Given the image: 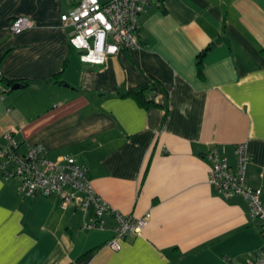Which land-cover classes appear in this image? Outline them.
Listing matches in <instances>:
<instances>
[{"label":"crops","instance_id":"crops-1","mask_svg":"<svg viewBox=\"0 0 264 264\" xmlns=\"http://www.w3.org/2000/svg\"><path fill=\"white\" fill-rule=\"evenodd\" d=\"M77 1L0 0V77L13 81L0 82V145L12 133L20 153L41 143L50 159L73 155L104 201L146 222L114 251L112 215L85 229L79 206L21 193L0 159V264H244L263 245L260 223L208 183L203 155L215 147L234 164L245 143V180L264 198V0L151 2L141 46L103 64L70 45L60 16ZM20 15L33 25L13 33ZM142 87L148 108L125 95Z\"/></svg>","mask_w":264,"mask_h":264},{"label":"built area","instance_id":"built-area-1","mask_svg":"<svg viewBox=\"0 0 264 264\" xmlns=\"http://www.w3.org/2000/svg\"><path fill=\"white\" fill-rule=\"evenodd\" d=\"M163 0H78L60 16L63 24L70 26L69 42L85 63L103 64L121 49L140 47L138 36L140 16L151 2ZM33 21L26 16H16L9 24L13 33L32 27ZM7 142L0 145V159L7 176L19 179V191L26 195L37 193L56 194L59 207L79 206L87 214L83 228H103L105 216L115 219L114 235L107 246L119 250L130 232H139L146 222L142 218L113 209L93 189L87 167L70 154L50 159L41 143L29 145L25 153L18 151L19 143L12 133ZM203 157L210 164L208 183L224 199L241 196L247 201L249 216L259 221L264 234V198L260 187H253L245 180L251 160L245 143L234 148L235 163L231 164L217 148L206 151ZM92 209V213L88 214ZM244 264H264V242L255 256Z\"/></svg>","mask_w":264,"mask_h":264},{"label":"trees","instance_id":"trees-1","mask_svg":"<svg viewBox=\"0 0 264 264\" xmlns=\"http://www.w3.org/2000/svg\"><path fill=\"white\" fill-rule=\"evenodd\" d=\"M65 65H66V61L64 63L63 68L65 67ZM197 66H198V72H199V74L202 75V65H201V61L200 60H198ZM60 76H61V71L56 74V77L60 78ZM56 77H54V78H56ZM60 81L61 80L59 79L57 82H60ZM0 82L2 84H4L5 86H7V87H9V86H11L13 84V81L6 80L2 76L0 77ZM151 90H152V87H142L140 89L130 90L125 95L131 96L132 98L136 99L142 106L148 108L151 105H154L155 104L153 102L152 98L150 97L151 96L150 95Z\"/></svg>","mask_w":264,"mask_h":264},{"label":"water","instance_id":"water-1","mask_svg":"<svg viewBox=\"0 0 264 264\" xmlns=\"http://www.w3.org/2000/svg\"><path fill=\"white\" fill-rule=\"evenodd\" d=\"M22 85L20 84V83H15L14 85H13V87L12 88H19V87H21Z\"/></svg>","mask_w":264,"mask_h":264}]
</instances>
